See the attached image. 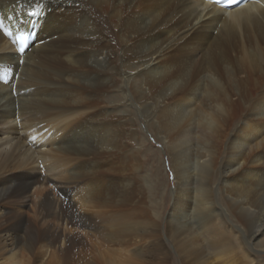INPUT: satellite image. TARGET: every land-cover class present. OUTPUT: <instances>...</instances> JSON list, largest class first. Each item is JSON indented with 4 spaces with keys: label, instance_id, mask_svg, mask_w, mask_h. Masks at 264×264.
<instances>
[{
    "label": "rangeland",
    "instance_id": "rangeland-1",
    "mask_svg": "<svg viewBox=\"0 0 264 264\" xmlns=\"http://www.w3.org/2000/svg\"><path fill=\"white\" fill-rule=\"evenodd\" d=\"M74 1L70 17L78 16L79 22L77 27L73 26L72 33L67 31V36L55 31L56 27L68 26L67 12L51 7L45 14L49 24L43 27L49 33L36 41L40 48L33 46L29 51L37 65L23 71V64L18 71L21 74L13 71V77L2 82L0 94L13 99L15 113L10 119L0 120V132L11 123L17 131L11 135L14 141L19 131L17 124L37 122L43 126L53 116L80 111L69 125L42 129L44 133L49 131L48 135L55 133L57 150L66 160L62 165L66 172H50V168L39 165L32 155L24 167L12 161L0 172V244L6 251L4 256L9 251L19 256L24 253L20 246L14 249L13 233L7 230L26 227L39 234L54 233L57 228L79 240L74 252L57 261L51 253H58L60 258L59 252L42 248L43 251H35L33 256L32 253L25 256L30 264H108L105 261L109 253L115 254L113 264H184V254L174 247L171 240L174 235L168 223L169 214L175 215L184 205V200L178 202L180 198L187 197L192 206L198 204L197 208L202 201L206 206L217 207L233 226L240 225L232 213L234 197L226 198L229 195L226 193L237 171H246V167L256 170L261 163L251 164L253 168L250 163L244 167L245 162L240 160L223 171L221 182H215L211 162L216 164L218 152L226 156V163L231 162L229 142L241 132L239 128L247 121L243 119L256 107L255 103L257 107L262 104L260 109L264 110V72L248 80L249 72L243 71V55L237 50L236 40L233 45H213L203 44L198 38L186 40L173 35L168 27L158 24L155 17L158 12L154 16L146 11V8L152 10L158 0H122L119 4L114 0ZM142 41L166 47L163 66L169 72H158L153 75V81L143 85L123 83L119 79L109 81L107 58L112 56L113 64L127 67L134 61L133 46L137 44L140 50ZM68 59L73 60L74 67L66 63ZM228 72L234 76L232 84L237 85L233 90L224 77ZM65 75L70 77L67 79ZM192 90L197 94L190 96ZM48 91L61 94L62 98H47L52 99L48 101L45 99ZM13 110H6L3 116ZM37 113L42 117H32ZM205 118L213 121L212 128L207 130L211 135L207 147L212 146V138L219 141L215 158H206V167L213 178L208 176L202 192L192 191L189 184L180 192V179L191 176L192 180L204 165L196 152ZM85 120L92 127L104 124V130L108 131L106 152L97 151L92 144L86 147L87 139L81 130ZM57 124V120H52L49 126ZM253 133L259 135L257 141L263 139L264 124L254 128ZM24 148L29 149L27 145ZM239 149L235 151L240 152L243 147ZM3 154L0 152V160ZM55 186L58 192L53 190ZM251 190L247 192H253L254 188ZM261 192V204L252 210L264 220V190ZM197 208L185 210L182 215L186 218L182 221L196 223L200 214ZM58 215L65 219V224L55 219ZM69 217L74 223H69ZM91 220L98 226L93 236L89 229L80 228L90 225ZM204 239L202 235L193 237L200 245ZM44 242L47 243V238ZM237 262L242 261L237 259ZM252 264H264V256Z\"/></svg>",
    "mask_w": 264,
    "mask_h": 264
},
{
    "label": "bare ground",
    "instance_id": "bare-ground-1",
    "mask_svg": "<svg viewBox=\"0 0 264 264\" xmlns=\"http://www.w3.org/2000/svg\"><path fill=\"white\" fill-rule=\"evenodd\" d=\"M114 1H118L116 4H119L121 3L122 0H114ZM47 2L49 3H46L44 0H0V18L6 19L8 21L11 19L10 17H15L16 19H20L15 23L13 20L9 23H4L5 24L4 26L7 29V31L10 33V35L6 36L3 31L2 32L0 31V63H2L5 67L8 68L7 71L8 79H11V77H13V75L16 72L19 73L18 71L19 69H21L20 67L23 64H25L24 67L22 68L23 71H25V69L34 68L37 65L35 63L36 61L34 60V58L30 56L29 51L33 46L40 48L41 44L40 45L36 44V41L40 38V36L42 37L45 36V34L49 33L43 27L49 24V23L47 24V21L45 19V14L50 10L51 7L58 8L67 12L68 26L67 27L53 26L58 28L55 30L57 31V33H66L67 35L68 33L67 31H69V33H72L73 26L77 27L76 23L79 22L78 16L72 15L70 17V14L74 10L73 7V5L75 4L74 0L72 1L47 0ZM146 11H148L149 14L154 13V16L158 12L157 15L155 16L158 24L168 27L173 33V35L176 36L181 35V37H183V39L186 40H190L192 38H198L199 41H201L203 44H213V45H217V44L233 45L232 43L233 40H236V44L238 48L237 50L241 53V56L243 55L242 56L243 61H241V63L243 64L241 65L243 71L249 72V77H247L248 80H251V76L254 77L253 75L264 72V0L246 2L243 5L240 6L237 5L232 9H228V10H226L225 8H219L218 6H215L214 4H212L207 0H158L156 6L152 10L146 8ZM22 19L23 20L28 19L29 21L26 22L23 21ZM31 23L36 25L35 27L36 31L29 45L25 47L26 48L25 53L23 54V56H21L18 52L19 46L13 40V36L16 32L27 33L25 29H28L27 27ZM215 31L216 34L214 35ZM160 34H163V32H160ZM241 34L243 37L242 40L240 39ZM166 35H169L168 32H166ZM60 37L63 36L60 35ZM140 47L141 49L139 50L137 49V44L135 45V47L133 46V48L135 49V51H133L134 61L127 67L123 66L124 64L119 65V67L117 64H113V61L111 60L112 56L107 58L106 67H107V72L109 73V75H107L109 81L115 82V79L117 80L119 79L123 83H130V84L136 83V85L137 84L143 85L153 81L155 79V76H153L154 74L161 72L163 70L169 72L168 67L163 66L165 65V59H166L163 58V54H164L163 52L166 48L164 45L163 47H161V46H156L153 43L142 41L140 42ZM241 56H240V60H242ZM246 59H248V63ZM21 60H23V63H20ZM66 63H68L70 66L73 67L75 65L72 59H68ZM116 69L117 71H119L118 75H116L117 72ZM224 70L226 71V69ZM13 71L15 72L14 74ZM21 72L22 71L20 70L19 74H21ZM69 77H67V79ZM224 77L231 86L229 87L230 90H233L234 88L237 87L236 84L235 85L232 84V78L234 76L232 77V74L230 72L225 73ZM170 79L172 81V77H170ZM4 80H5L4 76H1L0 91L1 88L4 86V84L2 83ZM72 80L74 82V79ZM14 82H15V78H14ZM52 88H54V84ZM196 90L198 91V89ZM196 90H192L191 92L189 91L190 92L189 95L190 96L196 95L197 93L196 94L193 93V91L196 92ZM205 93L203 94L204 96ZM208 95L209 94H207L206 96ZM141 97L143 96L141 95ZM47 98H54L56 100H60L62 96L61 94L59 95L52 91H48V95L45 99L48 101L52 100ZM3 99L5 100V102L1 103ZM257 104L258 103H255L256 107L255 108L253 107L248 113L247 117L243 119L244 121L245 120L247 121H245L242 127L239 128L241 132L236 133L234 135V137H236L235 140L229 142L230 145L228 147V149L230 150L229 156L232 159L231 162L227 161L229 163L225 162L226 156L223 157L219 155V152L217 155L215 152L219 141L212 138L213 141L212 146L210 147V149L207 147L209 140H211V135H209V132L207 131L210 130V128H212L211 125L213 121L211 120V118H205L201 127L202 130L200 128L197 129V130L200 129L199 131L200 141H199V145H197L198 152H196V156L198 158L203 159L202 163H204V165L200 168L198 173H196L194 178L192 177L193 178L192 180L189 179L191 176L187 177L185 180L180 177L181 179L178 182L180 192L183 189V187L187 186L188 184L191 186L192 191H200V192L204 191V188L206 187L205 186L206 180L208 176L212 177V175L216 179L215 182H221L225 176L223 174V171L228 167L236 165V163H239L240 160L245 162L244 167H246L249 163L250 165L255 162H260L261 164L256 163V165L260 164L256 170L255 169L251 170L250 169L252 167L251 165V167L249 166L250 167L249 169L251 171L248 170L247 167L245 169L246 171H243L244 169L239 170L240 172L237 171L234 177L232 178L235 179L233 180V182L235 181V183L232 182L229 186V189L227 188L228 192L225 191L227 192L226 194H229L226 195V198L234 197L232 204V208H233L232 213L234 215L233 217L237 221L236 223L240 224L239 227L233 226L230 221L226 220L225 217L223 216L224 215L223 211H221L217 207L212 208L206 206V204L203 203L202 201L199 203V206L197 208L198 204L192 206L191 202L188 201L187 197H185L184 199L183 198L179 199L178 202L181 203L184 200L183 202L184 205L181 208V210L177 211L175 215L169 214L168 223L174 235V237L171 238L174 247L179 248L181 254L182 252L184 254V255L182 254L184 256V260H183L184 264H239L237 262V259H240L242 261L240 264H252V262H255V259L262 258L264 256V220H260L258 218V213H255L254 210H252L253 207H257V205L261 204L260 197L261 194L263 193L261 191L264 190V159H263L264 138L261 139L260 141H257L259 140L257 139L259 135L257 136L253 133L254 128L258 127L259 125L263 126L264 124V122L262 124V121H264V110L260 109L262 104L261 105L259 104L260 105L259 107H257L258 106ZM13 109H15L13 106V99L9 97L7 94L6 95L0 94V111L2 112V114H0V120L1 119L7 120L6 118L11 117V115L15 113ZM6 110H13V111H9L8 116H3V114H7L6 112L8 111ZM36 112H40V111H36ZM79 115H80V111H72V114L56 115L53 116L51 119H47V121L44 122L43 126L42 123L41 126H38L39 124L37 122H33L32 119H30V117H28L29 118L28 119L26 116L28 121H32L33 123L30 124L23 122L17 124L18 125L17 128L19 127V131L18 133H16L18 134V136L16 137L15 141L11 135H13L17 131L13 129L14 127L11 126L10 123L8 125L10 127H7L6 129H3L0 132V137L4 136L0 139V152L4 153L1 156V160H0L1 161L0 172H4L8 168L7 166L9 165V163L12 161L18 162L19 166L24 167V165L27 164V160L28 159L31 160L30 156L32 155V158L39 161V165L50 168V172H56V174H61L66 168L65 166H64L65 168L62 167V165L66 163V160L64 155H62L57 150V143L55 142L56 135L55 133L48 135L47 133H49V131L46 130V132L44 133L45 130L42 129L45 126L49 128L54 127L55 129L59 125H63V126L69 125L70 122L74 121L73 118H78ZM38 116L42 117V114L39 115L37 113L32 115V117L34 118ZM52 120H57L58 124L54 126H49V123ZM121 122H123V120H121ZM89 123H90L89 120L83 121V127L81 128L87 139V141L84 142L86 143L85 144L86 147L87 146L89 147L91 146L90 144H92V146L96 147L97 151L101 153L106 152L109 148L107 147L108 143L106 142L108 141L106 140V138L108 137V131L104 130V126H103L104 124L100 126L97 125L96 127H92L90 126ZM14 126L16 127V125ZM51 132L53 131L51 130ZM22 141L23 143H21ZM25 145L29 147L28 150L24 148ZM242 147L243 150L245 151L244 153L242 152L243 150L240 152H236L237 149L240 150L239 148ZM84 152L86 153V155L88 154V152H86L85 149L83 150V153ZM216 155H217L216 164L214 163V161L211 162V165H214V168L211 169L213 172V174L211 175L206 167V160H207L206 158L207 156L211 158H215ZM48 163H52V164L49 165ZM56 167H59V170L56 171L55 170ZM247 171H249L248 174ZM64 172H66V170ZM246 174L247 176H245ZM6 177L8 176H5L4 178ZM245 180L247 181L248 184L245 182ZM252 188H254L253 192L251 193H249V191L247 192L248 189L251 190ZM53 190L58 192V190H56V186ZM209 190L211 189L209 188L208 191ZM44 196L47 197V194ZM221 199L224 200L223 198ZM192 207H196L200 214H198L199 216L197 222L194 223L192 221L193 224L191 225V223L188 221H187L188 223H186L185 220L182 221L184 218H186V216L185 215L183 216L182 214L185 210ZM77 216L78 215L76 214V217ZM55 219H58L63 224L66 223L65 219L62 218L60 215L55 217ZM72 219L73 218L71 217L68 218L69 223H74ZM209 221H211V223H207ZM80 228L89 229L91 236H93L92 233H97L98 231L97 224L95 222H92V220L90 225ZM21 232H23L22 235ZM7 233H13V239H14L13 244L15 245L14 249L20 246L18 248H20L24 253H22V256H19L16 252L9 251V253L4 256L6 251L2 250L3 246L0 244V249H1L0 264H30L29 259L26 258L25 256L31 253L32 254L30 256H33L35 251L37 252L43 251L42 248H46V247L47 249H53L59 252L60 255H62L60 258L58 253L53 252L51 253V255L55 259H58L57 261L59 260L61 261L62 259H64L65 256L71 255L76 249V247L79 245L78 239H76L73 236L66 235L57 228L54 230V233L43 232L39 234H34L33 231H31L26 227L24 228V230H22L21 228L14 230H7ZM209 234L213 237L210 236V238H208ZM198 235H202L203 237H205V239L201 242L202 243L201 245L195 243L193 240V237L195 238V236ZM45 238H47L46 244L44 242ZM82 242L83 241L81 239V243ZM114 255L115 254L110 255V253L107 254L106 255L107 260L105 262H108V264L115 263V261H113V257H115ZM239 255H241L240 256L241 258H239ZM59 264H63V263L59 262ZM86 264L88 263L86 262Z\"/></svg>",
    "mask_w": 264,
    "mask_h": 264
},
{
    "label": "snow or ice",
    "instance_id": "snow-or-ice-1",
    "mask_svg": "<svg viewBox=\"0 0 264 264\" xmlns=\"http://www.w3.org/2000/svg\"><path fill=\"white\" fill-rule=\"evenodd\" d=\"M211 2L215 4H223V3L234 4L237 2V0H211ZM0 31H3L5 35H10V33L5 28L2 20H0ZM25 50H26L25 46L21 45L18 49V52L21 56H23V54L25 53ZM20 63H23V60H21Z\"/></svg>",
    "mask_w": 264,
    "mask_h": 264
}]
</instances>
